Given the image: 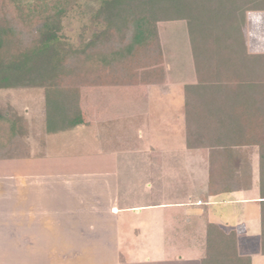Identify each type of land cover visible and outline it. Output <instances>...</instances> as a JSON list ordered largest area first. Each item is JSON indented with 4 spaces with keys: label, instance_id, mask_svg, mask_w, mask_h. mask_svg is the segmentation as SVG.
<instances>
[{
    "label": "trees",
    "instance_id": "16d2710c",
    "mask_svg": "<svg viewBox=\"0 0 264 264\" xmlns=\"http://www.w3.org/2000/svg\"><path fill=\"white\" fill-rule=\"evenodd\" d=\"M95 2L98 29L75 46L64 19L82 0H0V89L44 90L39 135L13 105L1 104L0 161L33 156L31 136L40 147L35 155L44 156L50 134L88 123L83 88L113 87L136 98L145 86L166 85L158 23L185 20L196 73L184 86L186 145L206 154L203 199L250 190L256 151L264 254V52L249 51L244 30L247 12L264 11V0ZM202 216L201 264H252L239 252L235 228L210 220L207 206Z\"/></svg>",
    "mask_w": 264,
    "mask_h": 264
},
{
    "label": "rangeland",
    "instance_id": "374dc122",
    "mask_svg": "<svg viewBox=\"0 0 264 264\" xmlns=\"http://www.w3.org/2000/svg\"><path fill=\"white\" fill-rule=\"evenodd\" d=\"M96 5L95 0H82L81 7L75 8L65 17L66 33L75 46L82 45L97 31L98 26L93 14ZM158 29L169 86L148 87L136 98L124 96L122 89L116 94L113 87L83 88L80 105L88 123L47 137V155L94 156L104 149L115 150L117 176L121 184V202L127 205L152 204L173 199L174 181L177 182V189L180 184L188 182L191 188L195 189L193 196L197 198L202 195L198 186L204 184L207 178L208 167L201 158L202 153L189 149L186 145L184 86L185 83H193L196 80L187 24L185 20L162 21L158 23ZM244 30L249 51L264 52V11H248ZM1 104L13 105L35 125L39 135L41 119L44 116L42 88L0 89V106ZM29 140L33 145V156L1 160L0 178L5 179L9 175L13 176L12 178L23 176L27 165L29 170L30 163H27V160L41 157L35 155V152L40 150L36 138L31 136ZM158 158L164 161L163 167L159 169L163 178H159L154 170ZM255 160L258 162L257 158ZM192 172L194 175H191ZM194 177L196 182L193 181ZM238 195L249 196L250 192ZM172 210L175 211L174 208H149L138 210V215L132 212L123 215V232H126L128 241L131 242L128 247H121L123 258L120 264H130L135 257L142 259L162 249L158 242L166 224L156 218L161 215L168 220ZM213 219L216 220L215 217ZM230 219V223L239 222L237 229L240 231V240L247 243L246 251L252 255L253 264H264V255L260 253L259 245L261 225L258 207L251 204L244 208L239 220L235 216ZM131 224H142L143 228L148 226L147 238L137 237L132 233ZM169 224L167 223V226ZM194 234L197 236L192 237V243L196 246L193 250L197 252L192 251V256L202 253V217ZM176 243L179 245L181 242ZM188 252L189 249L174 245L166 254L178 258L180 254L186 256ZM11 257L8 256V251L0 247V264H9Z\"/></svg>",
    "mask_w": 264,
    "mask_h": 264
},
{
    "label": "crops",
    "instance_id": "0c3cea01",
    "mask_svg": "<svg viewBox=\"0 0 264 264\" xmlns=\"http://www.w3.org/2000/svg\"><path fill=\"white\" fill-rule=\"evenodd\" d=\"M165 86L169 83L162 87ZM148 87L153 86H145V89ZM192 150L202 153L201 158L208 167L205 152ZM116 154L112 149H104L94 156L46 153L40 158L27 160L30 166L29 170L26 166L23 176L0 178V247L8 251L9 257L12 256L9 264H120L123 258L121 247L126 248L131 242L123 232V215L129 212L138 215V210L149 208L175 210L168 215V220L161 215L156 218L166 224L158 242L164 250L160 248L162 252L152 253L144 259L135 257L130 264H201L203 249L200 255L192 256L191 252L196 248L192 237L197 236L194 233L200 218H203L204 206H207L210 220L238 231L239 252L249 253L246 251L247 243L240 240L239 222L230 223V218L235 216L239 220L244 208L254 204L259 209L261 225L256 151L252 154L253 186L248 191L210 196L205 201L207 178L204 184L198 186L202 195L197 198L193 196L195 189L188 182L180 184L177 189V182L174 181L173 199L138 205L121 202ZM163 162L158 158L156 167L153 166L159 178H163L159 172ZM193 181L196 182V179ZM244 192H250V195H238ZM167 223H170L169 226ZM148 230V226L143 228L142 224H131V231L137 237L147 238ZM177 241L181 243L178 245ZM259 241L261 253V235ZM174 245L189 249L188 254H180L178 258L167 255Z\"/></svg>",
    "mask_w": 264,
    "mask_h": 264
}]
</instances>
